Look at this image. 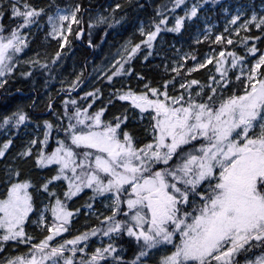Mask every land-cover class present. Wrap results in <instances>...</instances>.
<instances>
[{
    "label": "snow or ice",
    "instance_id": "6c2138e0",
    "mask_svg": "<svg viewBox=\"0 0 264 264\" xmlns=\"http://www.w3.org/2000/svg\"><path fill=\"white\" fill-rule=\"evenodd\" d=\"M218 2L151 5L142 38L94 66L100 84L85 91V69L70 81L54 71L73 39L87 23L95 48L94 29L104 39L124 8L146 5L0 0V88L30 81L35 93L40 75L46 99V114L18 106L0 116V264H264V2L259 12L223 7V26L206 22L193 40L203 53L173 44L169 56L154 43ZM39 31L57 50L28 55ZM142 45L143 60L163 57L155 78L132 66Z\"/></svg>",
    "mask_w": 264,
    "mask_h": 264
},
{
    "label": "trees",
    "instance_id": "16d2710c",
    "mask_svg": "<svg viewBox=\"0 0 264 264\" xmlns=\"http://www.w3.org/2000/svg\"><path fill=\"white\" fill-rule=\"evenodd\" d=\"M222 1H224V0H219V2H222ZM231 1H236V0H231ZM262 1H264V0H255L256 3H260ZM30 2H34L37 4H47V3L53 2V0H30ZM117 2L124 4L125 0H94V3L101 6V11H103L104 7H107V6L114 4V3H117ZM140 2L144 3L146 5V8L142 11L141 10H130L128 8H124L123 11L128 13V17L126 18V21H122L121 25H117L114 28H109L108 33L104 37V39L105 38H106V40L111 39L116 44L123 42L130 35L132 36L133 40L141 39L140 34L138 32H136L135 29L138 27L140 20H143L145 22V24L147 25L148 17L152 16L154 14L153 13V7L151 6V5H154V3L152 2V0H140ZM219 2L213 8L212 12H216V11L220 12L221 11V8L219 6ZM224 2H226V1H224ZM54 3L63 6L65 4L72 3V0H54ZM117 12H121V10H117ZM121 14H123V13L121 12ZM85 20H87V14L85 15ZM3 23H5V24L8 23L7 16H5ZM73 27H76V26L74 25ZM84 28H85V36L83 37V44H81L79 42V39H73L72 46H71L70 50L67 51L66 55L64 56L63 63L59 66L58 69H54V71H58L61 76L67 78L70 81L74 77L71 73L72 70H75L78 72L79 69H85V71L83 72V76H82L85 83L81 87L83 90L87 91V90H90L89 88H86V86H87V84L90 80V77H91V75H89V74H91V67H92L94 57L99 52V46L95 47L94 55H92V49L88 48V43H87V39H88V37H87V23L84 24ZM46 30H47V25L45 24L44 25V31H46ZM44 31L36 32L35 35L31 37L30 43H29V48L26 49V53L28 55H31L32 52H35L39 49L45 50V51L41 52V56H43L45 54V52H47L48 54H51L57 50L58 46H57L56 40L54 41L50 38L48 39V41L44 40ZM102 33H103V27L96 28L93 30L92 39H93L94 44H97L98 40L104 41V39H101ZM96 34L99 36H95ZM172 36H174V33L168 32L166 35L167 40L170 41ZM69 39H72L70 34H69ZM204 46L206 47V50H208V46L206 44H204ZM141 47H142V52L139 53L138 56H140L142 59L143 53L147 52L148 50L146 48H144L143 45ZM66 48H68V45ZM197 48H198L200 53H203L206 51V50L204 51L202 49V46H199ZM60 51L63 53L64 49H60ZM86 61H87V63H86ZM144 61H145V64H143V66L141 67L140 65H138L137 60H133L132 66L134 67V69L136 71H141V72L145 73V75H147L148 77L154 78L155 74H154L152 68H150L151 63L149 62V60H144ZM65 63H68V67H67L68 74L63 72L62 68H61V66L64 65ZM35 79L37 82L36 84H39V83L43 84L44 77L37 75L35 77ZM24 82L26 83V85L22 84L21 81L15 82V86L9 88V92L10 93L12 92L11 94H8V93L0 94V106L6 105V104H12L16 99H18L19 93L26 92L30 88H32V84L30 81H24ZM56 82L57 81H51L50 80L49 84L53 85ZM99 84H100V82L97 85H99ZM17 85H19V86H17ZM97 85H95V86H97ZM15 87L21 88V91L16 92ZM59 87H60V85H55V87L49 88V90L54 92ZM3 91H4V89H1V92H3ZM42 92H44V89L40 88V89H38L37 92H35V93L33 92V93L37 97V99H39L41 97L40 93H42ZM31 93H32V91H31ZM41 108L42 109L40 110V113L42 114V112L44 113V111H45L44 110L45 107L42 105ZM11 109L0 107V116H2L3 114H7L8 111H10ZM30 112H31V114H34L31 111V109H30ZM92 222L94 223L95 221H92ZM84 223H85L84 217H80L79 220H77L74 223V228L79 227L82 229L85 226ZM125 247L127 248V252L125 254L130 255L131 254V247L128 244H125Z\"/></svg>",
    "mask_w": 264,
    "mask_h": 264
},
{
    "label": "rangeland",
    "instance_id": "374dc122",
    "mask_svg": "<svg viewBox=\"0 0 264 264\" xmlns=\"http://www.w3.org/2000/svg\"><path fill=\"white\" fill-rule=\"evenodd\" d=\"M224 1H226V2H224ZM224 1L219 2L220 8L222 9L223 7L227 6L229 8L230 12H235L236 6L238 4L239 5H246L249 3L252 4L255 7V9L259 12L260 11V5L262 2H264V1H262L260 3H256L255 0H236V1L224 0ZM152 2L154 4H159V3L163 2V0H152ZM187 2L189 4H191V3L195 2V0H187ZM250 10L251 9H249V11ZM177 11H180V10L177 9ZM212 11H213V7L211 4L207 5V11H204L203 9H201L202 15L200 16V18L199 19L193 18V21L187 22L185 25V28L182 29V34L174 33V36L171 37L170 41H168L167 37H166V35L168 33L167 31H164L161 34H159L157 37V40L154 42L156 45V50L157 51H161V50L168 51L169 46L174 44L177 48L183 46L184 50H187L189 48V46H191L193 48H197L199 46H202V49L205 51L206 50V47L204 46L205 43H201L200 45H196L193 43V40L196 37L197 32L198 31L202 32L204 30V25L206 22L208 24L212 25L214 29H219L224 24V20L222 17L224 15H226L222 11H220V12H217V11L212 12ZM205 17H207V20H205ZM170 20H171V17H170ZM50 39H52V38H50ZM52 40H54V39H52ZM106 41H107V43H105L101 49L99 48V52L96 55L97 58H95L93 60L92 67H91V77H90V80H89L86 88L91 89L93 86L97 85L100 82V81L95 79L96 72L94 71V66H100V65L107 64L111 60L113 55L115 54L116 50L124 43L125 40L119 44H116L111 39H107ZM65 47H67V44L65 45ZM168 55L169 56L172 55L171 51H168ZM148 60H150V63H151L150 68H154L155 73H157V71H159V70L160 71L162 70L161 68L157 67V65L161 64L162 59L157 61V60H155V58H150V59L148 58ZM80 70L81 69H79L78 72H80ZM198 71L203 72V70H198ZM78 72L75 70L71 71L73 76H75ZM21 83L26 85V83L24 81H21ZM17 86H19V85H17ZM1 89H3V88H0V94H5L6 93L5 90L3 92H1ZM32 93H33V91H32ZM42 93H45V90ZM29 95H30L29 90L26 92H21L19 94L18 99H16L14 101V103H16V105L10 111H8V113L15 110L18 106H22L25 108V111H28L31 114L30 108H28L27 105L32 102V97L35 95L34 94H32L30 96ZM40 95H41V93H40ZM39 99H40L41 104L45 107V104H46L45 95H41V97ZM44 114H46V110L44 111ZM29 127H31V125ZM22 136H23V129L21 130L20 136L15 138L16 144L12 149L13 151H15L16 147L19 146L20 138H22ZM4 138H5L4 130L0 129V140H2ZM84 225H85V223H84ZM77 228H79V227H77ZM73 230H75L74 226H73Z\"/></svg>",
    "mask_w": 264,
    "mask_h": 264
},
{
    "label": "bare ground",
    "instance_id": "6f19581e",
    "mask_svg": "<svg viewBox=\"0 0 264 264\" xmlns=\"http://www.w3.org/2000/svg\"><path fill=\"white\" fill-rule=\"evenodd\" d=\"M84 36H85V35H84ZM84 36H83V37H84ZM95 36H99V35L96 34ZM79 42H80L81 44H83V38H82L81 40L79 39ZM105 43H107L106 38L104 39V41H101V40H98V41H97V44H98V46H99L100 49L103 47V45H104ZM88 48H89V49H92V55H94L95 48L90 47L89 45H88ZM95 58H97V56H95L94 59H95ZM150 58H155V60H157V61L160 60V59L163 60V57H162V56L155 55V54L152 55V56H150L149 59H150ZM134 60H137V61H138V65H140L141 67L143 66V64H145V61H144L143 59H141L140 56H138V58H136V59H134ZM67 61H68V60H67ZM149 62H150V60H149ZM86 63H87V61H86ZM67 67H68V63H65L64 65L61 66L62 71L68 74ZM149 69H150V68H149ZM152 70H153V72H154V74H155V77L158 76V75L161 73L160 70L157 71V73H155V69H154V68H152ZM155 77H154V78H155ZM39 84H40V85H39ZM39 84H36L37 89L43 88V87L41 86V85H43V84H41V83H39ZM55 85H59V83L56 82V83H54L53 85L49 84V88L55 87ZM31 89H32V88L29 89V94H30V95L34 94V93H30V92L32 91ZM11 93H12V92H11ZM19 94H20V93H19ZM30 95H29V96H30ZM15 105H16V103L13 102L12 104H6V105L0 106V107L11 109V108H13ZM3 115H4V114H3Z\"/></svg>",
    "mask_w": 264,
    "mask_h": 264
},
{
    "label": "flooded vegetation",
    "instance_id": "af4514ba",
    "mask_svg": "<svg viewBox=\"0 0 264 264\" xmlns=\"http://www.w3.org/2000/svg\"><path fill=\"white\" fill-rule=\"evenodd\" d=\"M41 106H42V104H41V102H40V100L38 99V100H36V106H35V108L34 109H31V111L36 115H41V113H40V110L42 109L41 108ZM42 114H44L43 112H42Z\"/></svg>",
    "mask_w": 264,
    "mask_h": 264
},
{
    "label": "water",
    "instance_id": "95a60500",
    "mask_svg": "<svg viewBox=\"0 0 264 264\" xmlns=\"http://www.w3.org/2000/svg\"><path fill=\"white\" fill-rule=\"evenodd\" d=\"M85 35V34H84ZM81 40V39H80Z\"/></svg>",
    "mask_w": 264,
    "mask_h": 264
}]
</instances>
